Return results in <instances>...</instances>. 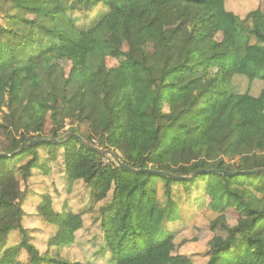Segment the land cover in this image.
<instances>
[{
    "label": "trees",
    "instance_id": "16d2710c",
    "mask_svg": "<svg viewBox=\"0 0 264 264\" xmlns=\"http://www.w3.org/2000/svg\"><path fill=\"white\" fill-rule=\"evenodd\" d=\"M229 1L0 0V154L16 153L0 156V264H23L22 253L30 264H93L59 257L91 220L66 202L56 210L54 192L39 194V181L57 178L69 189L92 188V223L108 264H193L173 253L185 232L176 223V193L189 205L207 198L215 212L237 216L233 224H210L223 237L203 245L202 264H264V12L258 7L242 18ZM173 16L182 20L167 27ZM219 33L230 40L221 52ZM193 50L200 57L173 99L176 58ZM69 53L78 55L69 74L49 63L50 55ZM218 59L221 67L205 80L202 69ZM238 79L248 81L246 92ZM71 133L134 169L183 179L121 169L79 139L66 140ZM36 140L59 142L21 150ZM35 197L38 218L55 228L47 249L26 220ZM12 231L21 240L7 248Z\"/></svg>",
    "mask_w": 264,
    "mask_h": 264
},
{
    "label": "rangeland",
    "instance_id": "374dc122",
    "mask_svg": "<svg viewBox=\"0 0 264 264\" xmlns=\"http://www.w3.org/2000/svg\"><path fill=\"white\" fill-rule=\"evenodd\" d=\"M228 9L239 14L240 17H245L250 11L255 10L260 7L264 12V0H230L227 5ZM97 11H103L102 7L97 8ZM5 11L2 10L1 14ZM21 15H28L29 18L34 16V13L29 11H23L20 13ZM95 15H93L89 21L93 20ZM136 16V14H135ZM134 16V17H135ZM76 17H80V23H87L88 21L83 20L82 14H78ZM136 18V17H135ZM182 20L181 16H173L166 18V26L174 27ZM216 48L219 52L226 50L230 45V40L227 35L224 33H219L215 40ZM150 50V58L153 60L156 57V45L153 42L149 44ZM209 51H207L208 53ZM200 57L198 51L193 50L192 53L182 52L180 53L175 61L177 65V69L173 74L172 78V98L177 99L180 98L179 87L180 85L188 78L189 71L188 66L197 61ZM78 59V55L76 53L69 54H58V55H50L49 63L59 65L64 68L65 72L69 74L72 72L74 67L76 66V62ZM117 62L113 60H109V66H116ZM222 65V60L218 59V63L214 64L211 62V65L202 69L201 73L205 80L210 81L213 75L216 73L217 69H219ZM237 83L239 84V91L246 92L249 87L248 81L244 79H238ZM252 92L254 94H258L261 88L260 84L254 83L252 86ZM112 94L114 92V88H111ZM169 104L167 100L162 101V111L168 112ZM50 128V123L47 124V129ZM83 130L86 131V127H83ZM86 133V132H85ZM42 178H38L40 180ZM56 185V188H54ZM38 191L39 194H50L55 193V200L53 206L56 210H60L63 206L64 202H66L72 211L77 213H84L86 216L87 223L91 220L90 229L84 230L82 234L78 236L77 241L74 246L63 248L59 253V257L70 261H91L93 264H108V260L106 261L99 254V246H101V235L99 234V228L96 223H92L94 219V209L95 205L91 203V191L92 188L85 184H77L72 189L64 186V183L58 180L48 181L45 180L43 183L38 182ZM57 189V191L55 190ZM28 190L27 195L30 193ZM214 190L212 189L211 193ZM160 194H162V190H160ZM177 195H181V197H177ZM174 200H176L179 208L182 206V211L180 210V217L178 218V222L176 223L180 226V228H185L184 235L177 239V246L173 249V253L176 254L180 252L182 254H187L193 260V264H202V257L199 255L201 252L203 253V245L212 237L222 238L223 234L219 232L217 229L210 231V224L216 223H227L233 224L236 222L237 216L233 212H215L209 206L210 200L207 198L203 199V202H195L193 205H189L185 203L186 197L181 193H176ZM34 199V198H33ZM38 198L35 197V200L27 202V214L26 218L28 225L33 227L35 230L33 231L34 239L38 246L41 249H47L46 244L48 239L54 234L55 228L50 225H46L40 221V218L37 216V204L39 203ZM13 211V208L4 209L3 213L5 215L10 214ZM185 223L186 225H183ZM183 225V226H182ZM200 231V232H199ZM199 232V234H198ZM198 234V235H197ZM186 235V236H185ZM99 236V237H97ZM185 236V238H184ZM21 240V236L18 232L12 231L9 235L7 248L17 245ZM55 254V251L52 252ZM58 256V255H55ZM20 261L23 264H30L27 255L22 253L20 255Z\"/></svg>",
    "mask_w": 264,
    "mask_h": 264
},
{
    "label": "water",
    "instance_id": "95a60500",
    "mask_svg": "<svg viewBox=\"0 0 264 264\" xmlns=\"http://www.w3.org/2000/svg\"><path fill=\"white\" fill-rule=\"evenodd\" d=\"M77 138L80 140V143L86 147L87 149H90L104 157H110L121 169H124V170H127L131 173H134V174H137V173H149V174H154V175H161V176H164V177H171L175 180H181L183 179V177H179V176H175V175H171L169 173H166V172H161V171H155V170H145V169H141V170H138V169H134L126 164H124L121 159L112 151H109V150H105V149H101L97 146H94L92 144H90L89 142H87L84 138H82L81 136L77 135V134H69L67 135L66 137V140L70 139V138ZM57 143L59 142L58 140H36V141H33L32 143L22 147L21 150H23L24 148H27L29 146H33V145H38L40 143ZM16 153H12V154H7V155H4V154H0V156H13L15 155ZM263 172V171H261ZM233 174V173H231Z\"/></svg>",
    "mask_w": 264,
    "mask_h": 264
}]
</instances>
